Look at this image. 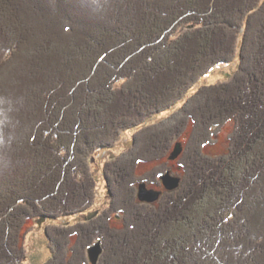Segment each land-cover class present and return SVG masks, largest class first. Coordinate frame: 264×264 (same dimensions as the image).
Instances as JSON below:
<instances>
[{
  "label": "trees",
  "instance_id": "obj_1",
  "mask_svg": "<svg viewBox=\"0 0 264 264\" xmlns=\"http://www.w3.org/2000/svg\"><path fill=\"white\" fill-rule=\"evenodd\" d=\"M0 10V264H33L28 220L47 239L41 264H87L98 240L97 264H264V0H0ZM55 25L86 40L59 45ZM38 50L50 53L37 91L13 63ZM221 67L227 78L201 82ZM229 120L227 152L203 153ZM176 141L179 187L138 201V182L167 169L137 176V164L169 159Z\"/></svg>",
  "mask_w": 264,
  "mask_h": 264
},
{
  "label": "rangeland",
  "instance_id": "obj_2",
  "mask_svg": "<svg viewBox=\"0 0 264 264\" xmlns=\"http://www.w3.org/2000/svg\"><path fill=\"white\" fill-rule=\"evenodd\" d=\"M2 13H4V12H2L0 10V15H1L0 24L4 27L5 24H8V23H5L6 19L4 18ZM1 18L3 21L1 20ZM1 25H0V30L2 28ZM46 29H48V28H46ZM58 32H59V27L56 25L53 26L51 33H56V34H54V37H56V40H54L53 42H57L59 45L60 44H66V43H64L65 42L64 36H68L69 38H71V42H83L84 40H86V33H83V32H76L75 33V35L83 37L82 38L83 41H79L80 38L75 37L72 33H70V35H62L61 33H58ZM24 47H25V45H23V48ZM21 51H22V49L19 50L18 53H20ZM49 53L50 52L48 50L47 51L38 50V53H34L35 54L34 57L31 54H29V55L25 54L27 56L17 57V59L15 60L16 62L13 63V65H14L13 67L19 68L22 66V67L27 68L25 70V72H20L18 69H16V73L18 75H21L23 77V79L24 78L26 79L27 83L29 84L28 87L32 86V87H29L30 89H37V91L39 90V84H38V81L36 79V76L38 75L37 72L39 71L38 66H37L39 63L38 61H40V60L44 61L45 59H47L45 57H49ZM11 58H13V57H11ZM20 59H21V61L19 62ZM226 72H229L228 67H224V68L221 67V68H218L216 70H212V72L209 73L201 82L209 84V83L217 82L219 80H223V79L227 78V75L224 74ZM21 88H22V86H21ZM15 90L17 92L20 91L19 88H16ZM25 95H26V93H25ZM26 96H28V95H26ZM23 97L25 99L24 95H23ZM170 114H171V110L164 111L159 115V118L166 117ZM191 128H192V126L188 125V130L186 131L185 134H183L182 139L185 140L187 137H190L189 135H190L191 130H192ZM233 129H234L233 121L229 120V121L224 122L216 130V133L213 136V141L202 147L201 150L203 151V153L210 155V156H217V155H221V154L226 153L228 150V146H229V135L233 131ZM130 134H132V133H130V132L125 133L122 136H120V138L118 140H116V143L114 146V147H116V152L120 153L122 150L125 149V147L128 144H132L131 143L132 139H131ZM177 141H178V138H177ZM177 141L173 144V149H174L175 144L178 143ZM196 142H198V141L196 140ZM173 149L171 151H173ZM103 152L97 151L95 153V156H97V154H98L99 156H101L103 158L104 154H105L106 158H112L114 155V154L110 153L109 151H106L104 153ZM196 153L197 152H195V150H194L193 154L195 155ZM157 166L158 167L165 166V168L169 171V173L172 176L181 177V175H182V170H181L180 166L178 165L177 161L176 160H170V159L166 158V156L162 157L161 159H158V160L138 163L137 167H136V174H137V176L148 175L149 173H151L152 170H155ZM170 171L174 172V174H172V172H170ZM156 178H157V180H159L158 176ZM181 180H182V178H180V181ZM140 182L141 181H139L138 184ZM144 182H146V181H144ZM158 184L159 183H157V184L148 183V188L160 190L159 189L160 186ZM136 188H137V186H136ZM164 190H166V189L163 187L161 192H163ZM105 202L106 201L104 199L102 202H100L101 208L104 207ZM95 212H96V214H95ZM97 213H98L97 210H90V212L86 216H80L79 218L80 219L87 218V219L91 220L92 218L95 217V215H97ZM110 225L112 227H121L122 220L116 216H111ZM24 226L25 227L23 229V234H22L23 239L22 240L24 241V243H26L27 245L30 246V252L32 253L31 259L33 261V264H41L50 256L49 248H47V246H46V244H47L46 236L40 232V229L37 226L36 220H28ZM29 236H31V237H29ZM197 261L200 262V260H197ZM17 264H19V263H17ZM87 264H90V263L88 262Z\"/></svg>",
  "mask_w": 264,
  "mask_h": 264
},
{
  "label": "water",
  "instance_id": "obj_3",
  "mask_svg": "<svg viewBox=\"0 0 264 264\" xmlns=\"http://www.w3.org/2000/svg\"><path fill=\"white\" fill-rule=\"evenodd\" d=\"M182 151V147L180 143L175 144L173 151L171 152L169 159L173 160L177 156L180 155ZM159 180L161 181L163 187L168 190H175L179 187L180 178L176 176H172L169 172H165L159 175ZM161 190H156L153 188H148L146 182L141 181L137 185V199L140 202L153 203L157 201L161 195ZM96 214V212H95ZM45 218H41L39 223L43 221ZM102 244L101 241L98 240L92 245H90L87 249V256L90 264H97L100 254L102 253Z\"/></svg>",
  "mask_w": 264,
  "mask_h": 264
},
{
  "label": "flooded vegetation",
  "instance_id": "obj_4",
  "mask_svg": "<svg viewBox=\"0 0 264 264\" xmlns=\"http://www.w3.org/2000/svg\"><path fill=\"white\" fill-rule=\"evenodd\" d=\"M115 148H116V147H115ZM166 172H169V171L166 170ZM170 172H172V171H170ZM172 174H174V172H172ZM179 178H180V177H179ZM158 181H159V182H158V183H159L158 185L160 186L159 189L162 190V189H163V185H162V183H161L160 180H158ZM146 184H147V187H148V183H147V181H146ZM156 184H157V183H156ZM89 263H90V262H89Z\"/></svg>",
  "mask_w": 264,
  "mask_h": 264
}]
</instances>
